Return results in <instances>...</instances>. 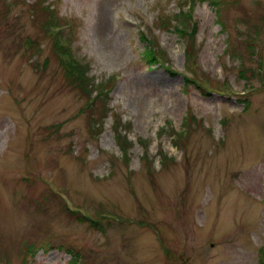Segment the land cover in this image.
I'll return each mask as SVG.
<instances>
[{"label": "rangeland", "instance_id": "rangeland-1", "mask_svg": "<svg viewBox=\"0 0 264 264\" xmlns=\"http://www.w3.org/2000/svg\"><path fill=\"white\" fill-rule=\"evenodd\" d=\"M74 261L264 264V0H0V264Z\"/></svg>", "mask_w": 264, "mask_h": 264}, {"label": "trees", "instance_id": "trees-1", "mask_svg": "<svg viewBox=\"0 0 264 264\" xmlns=\"http://www.w3.org/2000/svg\"><path fill=\"white\" fill-rule=\"evenodd\" d=\"M209 2H217L218 3V0H208ZM173 27H175V26H173ZM173 27L171 28V29H173ZM178 29V28H177ZM142 34V37H143V41H145L146 39V37L144 36V33L142 32L141 33ZM187 50H190V47H189V45H187ZM187 52V51H186ZM149 57V62H154V61H156V60H154V59H152L150 56H148ZM153 58H155V57H153ZM156 59V58H155ZM83 67H85V64H83ZM74 70H78V71H80V72H82L83 73V71H85L84 69H76V68H74V69H71V72H72V74H71V72H69L70 73V78H71V75H72V79H71V82L73 81H75V79L77 80V82H80L81 84H82V78H78V76H77V74H73V71ZM84 74V73H83ZM186 79L188 80V79H190V78H188V77H186ZM76 87H77V85H76ZM108 91H102V92H100L98 95L96 94L95 95V97L94 98H92L91 99V101L87 104V106L85 107V110L84 111H90L91 112V114H92V112L93 111H97L98 113H99V111L100 110H103L105 113H107L106 112V107L108 106V93H107ZM99 95L100 96H102V99H103V105H102V108L101 109H98L97 108V105L99 104ZM110 107H108V109H109ZM108 114V113H107ZM113 131H114V134H118L117 133V131L119 132V130H118V128H116V127H114V129H113ZM160 155H163V153H159ZM67 208V207H66ZM75 255H76V253H74ZM74 254H70V256H73ZM78 263V262H77ZM76 263V261H74V262H71L70 264H77Z\"/></svg>", "mask_w": 264, "mask_h": 264}]
</instances>
